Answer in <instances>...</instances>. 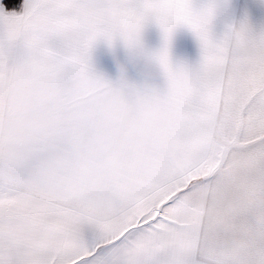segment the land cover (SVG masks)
Wrapping results in <instances>:
<instances>
[{
    "label": "snow or ice",
    "instance_id": "6c2138e0",
    "mask_svg": "<svg viewBox=\"0 0 264 264\" xmlns=\"http://www.w3.org/2000/svg\"><path fill=\"white\" fill-rule=\"evenodd\" d=\"M215 16L212 0L0 5V264H264V26L217 33ZM181 26L195 65L172 61ZM118 40L162 87L95 69Z\"/></svg>",
    "mask_w": 264,
    "mask_h": 264
},
{
    "label": "rangeland",
    "instance_id": "374dc122",
    "mask_svg": "<svg viewBox=\"0 0 264 264\" xmlns=\"http://www.w3.org/2000/svg\"><path fill=\"white\" fill-rule=\"evenodd\" d=\"M0 5L3 6L1 0H0ZM216 5L222 6L224 5V3H220V5L219 4ZM230 5L231 3L225 2L224 8L226 9V12L230 10ZM6 11H12V10H6ZM223 16H226V14ZM219 21L220 22L223 21L225 26L226 17L225 20L220 19ZM215 31L217 33H221L224 30L222 31V27H221L220 29H216ZM190 33L191 32L188 30L185 29L179 30L177 28L173 35L172 43L180 45L182 50L185 48V45H183L184 43L187 44L188 42H194V41L197 42L195 37L194 39H192V34ZM143 44L147 50H156L159 47H161L162 34L159 27L155 23H149L148 25H146L143 32ZM186 47H189L191 49H193L194 47L193 50H195V48L199 50L198 44H195L194 46L190 43L186 45ZM131 52L132 51L125 48L123 43L120 42L119 40L111 48L104 41H100L95 45V47L92 50V54H91L92 63L98 72L103 73L106 78H110L113 80L119 78L120 70H121L120 65L122 64L124 65L122 69L124 70V75L127 78V82L130 85H138L136 83L140 80V78L146 76V74L142 73V68H140V66L143 67L145 59L143 57H139L136 60H133L131 58ZM185 55H187L188 57H197L199 53L186 52Z\"/></svg>",
    "mask_w": 264,
    "mask_h": 264
},
{
    "label": "crops",
    "instance_id": "0c3cea01",
    "mask_svg": "<svg viewBox=\"0 0 264 264\" xmlns=\"http://www.w3.org/2000/svg\"><path fill=\"white\" fill-rule=\"evenodd\" d=\"M2 1V0H1ZM193 2L199 6L201 4H205L210 2V0H193ZM212 2H214L215 4H219L220 3H231L230 5V10H228L226 12V9L224 8V5L222 6H218L216 5V16H215V20H214V29H220L222 27V31L226 29V27L233 23V22H238L240 19H242L245 15L248 16L249 20L251 21V23L259 28L261 26H264V0H212ZM226 16H223L225 15ZM226 17V23L224 26L223 21L220 22V19L225 20ZM179 30L185 29L190 31L189 29H187L186 27H178ZM191 32V31H190ZM192 34V33H190ZM192 39H194V36L192 34ZM192 44L195 46V44H198L197 42H188L187 44H183L185 45V48L181 50L180 45L172 43L171 44V57H172V61L173 63H177V65H184L186 63L191 64V65H195L199 62L200 60V49L197 50V48L191 49L189 47H186V45L188 44ZM175 47V49H174ZM180 49V50H179ZM199 53V55L197 57H188L187 55H185V53ZM140 68H143L142 66H140ZM139 68V69H140ZM153 71V69L151 67H147L145 69L146 73H151ZM151 74H147L145 77L140 78V80L136 83L138 85H152V86H156V87H162V84H154L152 79H151ZM235 237V236H232ZM232 237H228L225 239L224 243L226 246H231L235 241H233L232 243H228L227 241L232 238ZM86 238L87 241L89 243L90 246H95L96 243L99 242V237L98 234L92 232V231H87L86 232ZM238 238V237H237ZM108 250L105 248H101L99 250L98 255L100 254H104L106 253ZM177 251H179V246H177Z\"/></svg>",
    "mask_w": 264,
    "mask_h": 264
},
{
    "label": "clouds",
    "instance_id": "9594fccd",
    "mask_svg": "<svg viewBox=\"0 0 264 264\" xmlns=\"http://www.w3.org/2000/svg\"><path fill=\"white\" fill-rule=\"evenodd\" d=\"M139 57H142L141 56V53L139 52V51H132L131 52V58L133 59V60H136L137 58H139ZM120 67L121 68H123L124 67V65H120ZM147 67H151L152 69H153V71L151 72V73H146L145 72V69L147 68ZM142 73H144V74H151V75H161L162 73H160L159 71H158V69H156L154 66H152L148 61H144V64H143V68H142ZM125 79L127 80V78L125 77ZM233 241H238V238L237 237H232V238H230L227 242L228 243H232Z\"/></svg>",
    "mask_w": 264,
    "mask_h": 264
},
{
    "label": "trees",
    "instance_id": "16d2710c",
    "mask_svg": "<svg viewBox=\"0 0 264 264\" xmlns=\"http://www.w3.org/2000/svg\"><path fill=\"white\" fill-rule=\"evenodd\" d=\"M5 10L20 11L23 5V0H2L1 1Z\"/></svg>",
    "mask_w": 264,
    "mask_h": 264
}]
</instances>
